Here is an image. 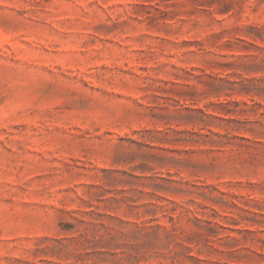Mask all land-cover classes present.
<instances>
[{"label":"rangeland","instance_id":"1","mask_svg":"<svg viewBox=\"0 0 264 264\" xmlns=\"http://www.w3.org/2000/svg\"><path fill=\"white\" fill-rule=\"evenodd\" d=\"M0 264H264V0H0Z\"/></svg>","mask_w":264,"mask_h":264}]
</instances>
